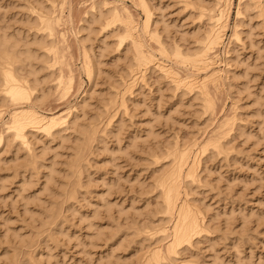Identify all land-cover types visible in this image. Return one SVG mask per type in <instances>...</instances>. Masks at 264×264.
Listing matches in <instances>:
<instances>
[{
  "label": "rangeland",
  "instance_id": "obj_1",
  "mask_svg": "<svg viewBox=\"0 0 264 264\" xmlns=\"http://www.w3.org/2000/svg\"><path fill=\"white\" fill-rule=\"evenodd\" d=\"M144 1L150 8V33L158 34L166 50L180 48L183 54H193L197 50L200 44L197 40H205L210 27L208 14L218 11L216 0ZM139 2L0 0V26L8 34L19 33L17 36L22 43H32L49 32L47 39L53 42L44 51H38L39 55L46 51V61L40 64L33 61L42 87L46 89L44 100L34 106L31 103L34 98L27 104L24 100L11 102L5 99L7 101L0 102V119L8 121L10 112L25 110L30 104L46 116L66 117L69 114L70 120L76 115L77 125H90L95 132L92 131L81 154L80 186L73 197L66 198L59 191L66 185V180H73L68 175L67 163L78 143V126L70 128L69 124H63L51 135L30 129L26 133L27 147L22 140L8 136L3 129L5 126H0V131H4L0 133L9 138L0 144V264H9L7 257L14 250L20 253L17 264H146L153 253L160 250L161 254H166L167 250L169 253L173 241L170 240L171 229L175 223L167 221L166 212L160 210L162 198L159 183L155 181L160 179L159 176L165 178L188 158L182 167V175L189 181V186L181 187L178 204L183 200L186 203L182 202L181 206L189 203L185 206L191 204L194 213L199 210V216L195 215L196 218L203 215L201 219L197 218L202 229L193 233L190 244L185 242L177 247L176 253L171 254L173 257L169 254L173 258L170 263L236 264L238 261L237 264H264L263 16L251 3L253 5L248 9L251 18L248 20V16L242 15L239 18L242 21H236L238 0L231 1L223 44L207 70H216L217 83L208 84L209 91L204 92L209 93L208 97L204 94L206 99L204 95H197L196 89L175 87L173 81L162 77L155 67L156 70L152 67L145 70L143 82L140 72L134 74L138 77L131 78V70L138 66L137 59H133L137 49L150 59L154 58L153 66L158 61L173 65L179 78L186 76L187 69L191 71L190 64H180L181 60L169 56L167 60L161 55L157 41L144 31L146 13ZM94 7L118 12L122 20L130 18L129 23L125 22L128 19L123 22L132 29L125 30V24H120L122 21L112 24L115 27H98L95 23L87 38L84 27L89 24ZM43 18L49 21L50 31L44 30L40 23ZM235 23L239 41L230 40ZM129 36L133 38L130 40ZM136 41L141 43L140 48ZM87 56L92 67L91 79L84 69ZM25 65L27 68L23 66L22 75L26 78L28 65ZM199 72V78L207 73ZM131 79L132 82L135 80L134 84ZM65 85H69L68 91ZM210 97L212 107L208 104ZM84 99L87 105L83 114L79 106ZM6 140L9 143H4ZM219 141L224 148L216 150ZM204 146L207 147L203 150ZM30 152L36 162L32 168L26 163ZM173 156L177 159L175 162ZM169 160L173 161L170 163ZM174 164L177 167H173ZM193 164L196 170L189 167ZM50 168L55 174L51 172L53 181L51 178L46 184L48 190L43 185ZM190 168L195 173L194 181L186 175L191 173ZM51 204L58 208L50 218L49 226L46 210L53 206ZM52 218L55 221L50 222ZM88 220L92 222L88 224ZM166 235L169 236L167 240ZM168 244L170 249H167ZM168 253L164 255L169 257Z\"/></svg>",
  "mask_w": 264,
  "mask_h": 264
},
{
  "label": "bare ground",
  "instance_id": "obj_2",
  "mask_svg": "<svg viewBox=\"0 0 264 264\" xmlns=\"http://www.w3.org/2000/svg\"><path fill=\"white\" fill-rule=\"evenodd\" d=\"M141 2H139V5L141 4V8H143V10H144V12L146 13V19H145V24L143 25L144 26V31L147 33V34H150V37L152 38H154L157 42L156 43H158V45L160 46L159 48V50H160V52H161V55L162 56H164V58L166 57V59H167V56H169V58L171 57V58H175V60L177 59V61H179V60H181V61H179L180 62V64L183 62H186V63H188V64H190L189 65V67L188 68H190L191 69V71L189 70V69H187L186 67V69H187V71H186V69H185V71L187 72H185L186 74H184V75H186L184 78H179V74H178V72H176L175 71V69H173L172 68V66L171 65H169V64H167L166 62H164V61H162V62H160L159 63V61L155 64V66H153L154 65V61L155 60H152V58L153 57H151V59L149 58V56H146L145 54H142V52H141V49L139 50V49H137V51H136V54H137V56H138V58H137V56H135L136 58H133V59H137V67H136V70H134V69H132L131 70V78L132 77H134V78H136L135 76H137V75H134V74H136L137 72H140V74H142L141 75V77H142V82H143V80H144V78H145V72L146 71H148V70H146V69H148V68H150L151 69V67L153 68V69H158L157 71H159V73L162 75V77H168L169 79H171L173 82H172V84H174V85H176L175 87H177V88H183V89H189L190 91H192V90H197V95L199 94V96L200 95H204L205 93V91H207L209 88H207V86H208V84H211L212 82L213 83H215L216 82V70L215 71H213V70H211V71H209V72H207V70H209L210 69V66H211V64H213L214 62H213V60L215 59L214 57H218L217 56V54H216V52L218 51V48L220 47V45L221 44H223V37H224V34H225V30H226V28H227V24H228V18H229V11H230V5H231V1L232 0H216L217 2H215V5H217L218 6V11H217V13H215V11L214 12H212L211 11V13H209L208 14V16L210 17L209 19H210V21H209V23H210V27L208 26V28H209V30H208V33L207 34H205L206 35V38H205V40H197V42H200V44H198L199 46L197 47V50L196 51H194V53L193 54H183V52H182V50H180V48L178 49V48H174V50L173 49H171V48H169L168 50H166V48L164 47V45L161 43V39H160V37L158 36V34L155 32L153 35H152V33H150V26H149V24H150V11H149V9L147 8V4L145 3V1L144 0H140ZM238 4L236 5V21L237 20H241V19H239V18H241V16L243 15H245V16H248V9L253 5V7L255 6V8H256V11H258V12H260V16H263V21H264V0H238V2H237ZM251 3H253V4H251ZM94 5V4H93ZM112 7V6H111ZM215 9L217 8L216 6L214 7ZM94 9H95V7H94ZM98 9V8H97ZM97 9H95V12L94 13H91V16L89 17L90 18V20H89V18H88V20H89V22H87V23H89V24H87V27H84V30L86 29L87 30V38L89 37V33H91L90 31L91 30H93V24H95V23H97L99 26L98 27H102V26H105V27H109L110 25H112V24H117V23H119V22H121L120 24H122V23H124L125 24V22H128L129 23V20H130V18H128V17H126L125 18V20L126 19H128L127 21H125V20H122V18L120 19V17H119V13L117 14V13H115V12H112L111 10H106V11H103L102 10V8H99L98 10ZM114 9V8H113ZM41 11V10H40ZM94 11V10H93ZM51 12V11H50ZM263 14V15H262ZM203 15H205V13L203 14ZM37 18V17H36ZM249 18H251V17H249L248 16V20H249ZM44 19V18H43ZM46 19H48V18H46ZM123 19H124V17H123ZM208 18H207V20H209ZM35 21H36V19H35ZM44 21V22H43ZM85 21V20H84ZM123 21H125V22H123ZM132 21V20H131ZM242 21V20H241ZM45 22H47V20H42V22H40V23H42V26H43V28H44V30H46V31H50V27H51V25H49L50 27L48 28V22L45 24ZM248 22V21H247ZM33 23H34V21H33ZM39 23V22H38ZM128 23H127V25H128ZM50 24V23H49ZM131 24V23H130ZM236 24V23H235ZM32 25H35V24H32ZM86 25V24H85ZM119 25V24H118ZM132 25V24H131ZM209 25V24H208ZM113 26V25H112ZM111 26V27H112ZM120 26V25H119ZM118 26V27H119ZM122 26V25H121ZM124 26V28L126 27V29L125 30H127V28L129 29L130 28V26L129 27H127L126 26V24L125 25H123ZM122 26V27H123ZM133 26V25H132ZM155 26V25H154ZM234 26V28L233 29H235V30H233L232 31V37H230V40L232 41V39L234 40V39H237L238 41L240 40V38H239V35H238V30L235 28V27H237V24H236V26L235 25H233ZM35 27H37V26H35ZM113 27H115V25L113 26ZM117 27V26H116ZM135 27V26H134ZM52 28V27H51ZM207 28V29H208ZM40 29H41V27H40ZM102 29H106V28H102ZM132 28H130L129 30H131ZM206 29V28H205ZM86 30H85V32H86ZM118 30V29H117ZM125 30H123V32L125 31ZM129 30H127L128 32H129ZM133 30H135L134 28H133ZM132 30V31H133ZM152 30V29H151ZM196 30V29H195ZM53 31V30H52ZM79 31V30H78ZM127 31H126V33H127ZM204 31V30H203ZM45 32V31H44ZM158 32V31H157ZM50 33H52V32H50ZM125 33V34H126ZM131 33V32H130ZM240 33V32H239ZM19 33H17V34H8V32L5 30V29H3L1 26H0V93H2V96L0 97V102H2V101H7V100H5V99H10L11 100V102H13V101H21V100H24V103H26L27 101L29 102H31V100L33 101V102H31V103H34L33 105L34 106H36V105H39L38 103H40L42 100H44V98H45V96H46V89L44 90V88L42 87L43 85L41 84V81L39 80V78H38V75H37V73H38V71H37V69L34 67V65H33V61L34 62H39V64L40 63H43L44 62V60L46 59V54H45V52H42V53H40V55H39V53H38V51H44L45 49H46V47H47V45H49V44H53V42H52V40H48L47 39V37L49 36V32L48 33H46V35H44L43 33V35L44 36H41V37H39V39H34V41L32 42V43H29V42H27V43H22V40L20 41V39H18L19 37L17 36ZM108 34V33H107ZM124 34V35H125ZM129 34V33H128ZM127 34V35H128ZM51 35V34H50ZM116 35V34H115ZM126 35V37H128ZM205 35H204V37H205ZM247 35H249L248 33H247ZM86 36H84V37H86ZM131 36V35H130ZM130 36H129V39L131 40L132 38H130ZM251 36V35H250ZM125 37V36H124ZM137 37V36H136ZM203 37V36H202ZM248 37V36H247ZM87 38H85V39H87ZM183 38V37H182ZM128 39V38H127ZM89 40V39H88ZM182 40V39H181ZM103 41V40H102ZM128 41V40H127ZM134 41V40H133ZM132 41V42H133ZM180 41V40H179ZM231 41H229V42H231ZM249 41V40H248ZM131 42V43H132ZM137 42V44H138V41H136ZM163 42V41H162ZM125 43V42H124ZM129 43V42H128ZM133 43H135V42H133ZM132 43V44H133ZM35 45V47H32L31 45ZM227 44H229V43H227ZM227 44H226V46H227ZM231 44V43H230ZM229 44V45H230ZM134 45L135 44H133V47H134ZM138 45H139V47H138ZM137 45V47L138 48H140L141 47V43L139 42V44ZM225 45V44H224ZM103 46V45H102ZM129 46V45H128ZM223 46V45H222ZM53 46H51V48H52ZM110 47V46H109ZM136 47V48H137ZM142 47H143V44H142ZM171 47V46H170ZM230 47V46H229ZM54 48V47H53ZM168 48V47H167ZM231 48V47H230ZM47 49H49V48H47ZM112 49V48H111ZM134 49H135V47H134ZM224 49H226L225 47H224ZM143 50V49H142ZM193 50V49H192ZM52 52H53V50H51ZM55 51H57V50H55ZM127 51V50H126ZM225 51H228V50H225ZM51 52V53H52ZM148 53V52H147ZM151 53V52H150ZM149 53V54H150ZM192 53V52H191ZM224 53H226V54H228L227 52H224ZM53 54V53H52ZM135 55V54H134ZM146 57H145V56ZM148 55V54H147ZM55 56V55H54ZM85 56V55H84ZM151 56V55H150ZM96 57V56H95ZM148 57V58H147ZM98 58V57H97ZM154 59V58H153ZM217 59H219V58H217ZM228 59V58H227ZM85 60H87V61H85L86 62V64H85V70H86V73H87V77L88 78H90L91 79V74H92V67H91V64H90V60H89V57L87 56V58L85 59ZM168 60V59H167ZM46 61V60H45ZM50 61V60H49ZM57 61V60H56ZM48 62V61H47ZM133 62H135L134 60H133ZM223 62H225V61H223ZM25 63L28 65V72H26V73H28V75H27V77L25 78V77H23V73H22V69H23V66L25 67V68H27L26 67V65H25ZM62 63V62H61ZM182 63V64H183ZM136 64V63H135ZM97 65V64H96ZM184 66H185V64H184ZM47 67V66H46ZM141 67H143V69L141 70ZM155 67V68H154ZM135 68V67H134ZM192 68H194L195 70H197V72H195V71H193L192 70ZM213 68V67H212ZM149 69V70H150ZM155 69V70H156ZM59 70V69H58ZM146 70V71H145ZM142 71V72H141ZM153 71V70H152ZM193 71V72H192ZM199 71H201V72H203L204 71V73L205 72H207V73H205L206 75H204V73H203V75H204V77L203 78H199L198 77V72ZM226 71V70H225ZM99 72V71H98ZM136 72V73H135ZM195 72V73H194ZM217 72H218V70H217ZM219 72H221V70H219ZM209 73V74H208ZM139 74V75H140ZM199 74H200V72H199ZM217 74H219V73H217ZM226 74V73H225ZM148 75V74H147ZM164 75V76H163ZM201 75V74H200ZM28 76L29 77H31L30 79H28ZM69 76V75H68ZM138 77V76H137ZM140 77V76H139ZM140 77V78H141ZM219 77V76H218ZM70 78L72 79V77L70 76ZM70 78H68L69 80H70V82L72 81ZM130 78V77H129ZM220 78V77H219ZM222 78V77H221ZM231 78V77H230ZM45 79V78H44ZM125 80V79H124ZM146 80V79H145ZM171 80H169L170 82H171ZM40 81V82H39ZM135 80H133V82H134ZM215 81V82H214ZM60 82V81H59ZM62 82V81H61ZM124 82V81H123ZM131 82H132V79H131ZM130 82V83H131ZM132 82V83H133ZM125 83V82H124ZM123 83V84H124ZM129 83V84H130ZM131 83V84H132ZM217 83V82H216ZM68 84V82L66 83V85ZM134 84V83H133ZM169 84V83H168ZM58 85H59V83H58ZM65 85V90H66V87H68V88H70L69 87V85L68 86H66ZM71 85V84H70ZM214 85V84H213ZM60 86V85H59ZM126 86H129L128 85V83H127V85ZM147 86V85H146ZM95 87V86H94ZM131 87V86H130ZM129 87V88H130ZM63 88V89H64ZM67 88V89H68ZM70 90V89H69ZM66 91H68V90H66ZM66 91H65V93H66ZM93 91V90H92ZM187 91V90H186ZM209 91V90H208ZM35 92H37V94H34ZM85 93V92H84ZM91 93V92H90ZM94 93V92H93ZM63 94V93H62ZM207 94H209V93H207L206 92V94L205 95H207ZM48 95V94H47ZM92 95V94H91ZM90 95V96H91ZM203 96V97H205L206 99H207V97H208V95H207V97L206 96ZM33 96V97H32ZM203 97H202V99H203ZM111 98V97H110ZM200 99V98H199ZM209 99V101L208 100H205V101H208V104H209V102H212V101H210V99H211V97L210 98H208ZM9 100V101H10ZM212 100V99H211ZM80 101H83V100H80ZM80 101L78 102V103H80ZM86 100L84 99V101H83V103H80L79 105V107L81 108L80 110L82 111V113L84 112V107H85V105H87L86 103L87 102H85ZM105 101V100H104ZM202 101V100H201ZM203 101H204V99H203ZM202 101V102H203ZM214 101V100H213ZM29 102V103H30ZM159 102V101H158ZM16 103V102H15ZM204 103V102H203ZM16 104H18V103H16ZM27 104V103H26ZM105 104V103H104ZM207 103H205V105H206ZM212 104L213 103H210L209 104V106L211 105V107H212ZM0 105H1V103H0ZM15 105V104H14ZM33 105L31 106L30 104H29V107L31 106V108H29V107H26L25 108V110H24V108H23V110H16V111H13V112H10L9 114H10V117H9V120L7 121V119H6V121H4V120H1V119H3V118H1L0 120H1V127H3V126H5L6 128H3L4 130L6 129V131H7V133H8V136H9V134H10V137L11 136H13V137H15V138H17V140H22L24 143H25V145H26V147H27V144H28V146H29V143H27L28 141H27V137H26V133L30 130V129H36V130H39V131H42L41 133H47V134H49V135H51L52 134V132L53 131H56V129H58L61 125H67V124H69V127L71 126V127H73V126H76L77 125V121H78V117L76 116V115H73L74 117H72L70 120L68 119V115H66V113H63V114H65L66 115V117L64 116V115H52V116H46V115H43V113L42 114H40L39 112H37L36 110H34V107H33ZM10 106H12V105H10ZM9 106V107H10ZM28 106V105H27ZM77 107H78V105H77ZM159 107V106H158ZM205 107V106H204ZM208 106H206L205 108H207ZM15 108V107H14ZM20 108V107H19ZM39 108H40V106H39ZM38 108V109H39ZM76 108V107H75ZM102 108V107H101ZM18 109V108H17ZM22 109V108H21ZM35 109H36V107H35ZM41 109V108H40ZM207 109H209V108H207ZM2 111V110H1ZM72 111H74L73 109H72ZM72 111L70 110L69 111V113L71 112L72 113ZM76 111V110H75ZM78 111V110H77ZM3 112V111H2ZM102 112V111H101ZM73 114V113H72ZM77 114V113H76ZM79 114H80V112H79ZM84 114V113H83ZM86 114V113H85ZM103 114V113H102ZM82 115V114H81ZM64 116V117H63ZM70 116V115H69ZM0 117H1V113H0ZM94 118V117H93ZM94 120V119H93ZM98 120V119H97ZM80 124V123H79ZM63 125V126H64ZM63 126H61V127H63ZM78 126V127H77ZM76 127V134H78V136L76 135V137H77V140L78 141H76V142H78V143H76V145H75V147H73L74 148V150H73V156H72V158L71 159H69L70 161L67 163V167H68V172L70 173V174H68V175H70V177H72V181L70 180V179H68V180H66L67 182H66V185L64 186V187H60L61 188V191H59V192H61V194H62V196H67L68 198L69 197H73V193L77 190V187L78 186H80V184H79V180H80V167H81V163H82V161L83 160H81V154H82V151H84L83 149H84V147H85V145H86V143H89V142H87V140L89 141L90 140V138H91V136L95 133L92 129H91V126L89 127L88 125H83V126H80V125H77ZM70 127V128H71ZM2 129V130H3ZM73 129V128H72ZM1 130V131H2ZM59 130V129H58ZM0 131V132H1ZM32 131H34V130H32ZM38 131V132H39ZM92 131H93V134H92ZM2 132H4V131H2ZM148 132H151V130H149ZM31 133V132H30ZM51 133V134H50ZM56 133V132H55ZM34 134H35V132H34ZM33 134V135H34ZM31 135V134H30ZM59 135V134H58ZM5 134L3 135L2 133H0V144L3 142V140H5V139H7L8 137H6L5 138ZM34 137V136H33ZM67 137V136H66ZM65 138V137H64ZM9 139V138H8ZM12 140H13V138H12ZM66 139H64L63 141H65ZM92 140V139H91ZM11 141V140H10ZM16 141V140H15ZM39 141V140H38ZM184 141V140H183ZM7 142V140L6 141H4V143H6ZM91 142V141H90ZM220 142V144H218ZM217 144H216V146H215V144H214V146L216 147V150H217V148L218 149H220V148H222L223 146L222 145H224V144H222L221 145V141H219ZM7 143H9V141L7 142ZM39 143V142H38ZM216 143V142H215ZM223 143V142H222ZM228 143V142H227ZM75 144V143H74ZM167 144V143H166ZM211 144H213V143H211ZM16 145V144H15ZM204 145V144H203ZM218 145V146H217ZM227 145V144H226ZM5 146V145H4ZM212 146V145H211ZM59 147V146H58ZM168 148H169V145L167 146ZM207 147V146H206ZM206 147L204 146L203 147V150H204V148L206 149ZM220 147V148H219ZM224 148V147H223ZM28 149H29V147H28ZM30 149H31V147H30ZM44 149V148H43ZM57 149V148H56ZM170 149V148H169ZM176 149H177V146H176ZM209 149V148H208ZM215 149V148H214ZM4 150V149H3ZM168 150V149H167ZM160 151V150H159ZM170 151V150H169ZM201 151H202V148H201ZM220 151H222V149L220 150ZM198 152V151H197ZM151 153V152H150ZM161 153V152H160ZM175 153H176V151H175ZM178 153V152H177ZM189 153V152H188ZM34 154V153H33ZM162 154V153H161ZM179 154V153H178ZM178 154L176 155V157L178 156ZM182 154V153H181ZM185 153H183V155H184ZM187 154V153H186ZM42 155V154H41ZM56 155V154H55ZM183 155H182V157H183ZM212 155V154H211ZM15 156V155H14ZM31 156V157H30ZM30 156H29V160L27 159L26 161V163H27V165H29V167L30 168H32V167H34L33 165H35L34 163H36L35 162V158H34V156L33 155H31V152H30ZM161 156V155H160ZM175 156V155H174ZM174 156H173V158H174ZM180 156V155H179ZM185 157V156H184ZM187 157V156H186ZM82 159H83V156H82ZM175 159L176 158H174L173 160H174V162H175ZM180 159H181V161H182V158L180 157ZM179 159V160H180ZM189 159V158H188ZM188 159L187 160H185L184 161V163H186L187 161H188ZM85 160V159H84ZM173 160H171V161H173ZM177 160V159H176ZM195 160V159H194ZM198 160V159H197ZM16 161V160H15ZM170 161V160H169ZM171 161H170V163H171ZM181 161H180V163H181ZM13 162V161H12ZM39 162V161H38ZM53 162V161H52ZM177 162V161H176ZM184 163H181V164H183V165H180V166H178V168L176 169L175 168V170L173 169V170H171V173H169V175H167L165 178H163V176H159V178L161 179H158V176L156 177L158 180H156L155 181V183H159L158 184V187L160 188V191H159V194H160V198H162L161 200H162V203L159 205V207H160V210L162 209L163 210V212H166L165 214L168 216V220L167 221H169V222H171V221H173L175 224H173V222H172V224H173V229H171V230H173L172 231V233L173 234H171V237L172 238H170V240L172 239L173 241H172V248H171V250H170V252L168 253V250H167V253H168V255L167 256H169V257H166L165 255L167 254H161L162 252H161V250L160 251H158V253H153V255L146 261L147 263L146 264H171L172 262V255L171 254H173L172 252H174V253H176V248L177 247H180L183 243H185V242H187L188 244H190L189 242L191 241V236L192 235H194L193 233L195 232V231H197L198 229L200 230V228L202 229V226H200L199 225V223L200 222H198V219L197 218H199V219H201L202 217H203V215H202V213L200 212V214L202 215V217L200 218V217H198L199 216V210H197L198 212H193L192 211V209H191V204H190V206H185V205H188L189 203H187V204H185L184 206L182 205L181 206V204H182V202H185V201H181V204L179 205L178 204V201L180 200V190H182L181 189V187L182 188H184L186 185L187 186H189V184H187L189 181H185V175L183 176L182 175V172H183V169L184 168H182V167H184L185 166V164ZM3 164V163H2ZM83 164V163H82ZM187 164V163H186ZM192 164V163H191ZM26 165V166H27ZM167 165H168V163H167ZM176 164H174L173 165V167L175 166ZM194 167L193 169H195V166H194V164L193 165H189V167ZM54 167V166H53ZM175 167H177V166H175ZM82 168V167H81ZM187 168V167H186ZM25 169H26V167H25ZM53 169V168H52ZM51 168H50V170H49V172H48V174H47V176H46V183H45V185H43V186H45V189L46 188H48V185H46V184H49L48 183V181H51L50 179L53 177L52 176V174L54 173L53 171H51L52 170ZM36 170V169H35ZM186 170V169H185ZM184 170V171H185ZM196 170V169H195ZM173 171V172H172ZM189 171H191V168H190V170ZM51 172H52V174H51ZM193 172V173H192ZM196 172V171H195ZM201 172V171H200ZM160 173V172H159ZM29 174V173H28ZM55 174V173H54ZM58 174V173H57ZM165 174H167V173H165ZM184 174H186V171H185V173ZM195 173H194V171L192 170L191 171V173L190 172H187V174L186 175H188V176H190L189 177V179H192L193 178V180H190V181H194V177H195V175H194ZM158 175V174H157ZM161 175V174H160ZM163 175V174H162ZM184 177V179H183V177ZM201 176V175H200ZM69 177V176H68ZM23 178V177H22ZM155 178V179H156ZM188 178V177H187ZM24 179V178H23ZM188 179V180H189ZM3 180V179H2ZM29 180V179H28ZM27 180V181H28ZM159 180H160V182H159ZM52 181H53V178H52ZM6 182H7V180H6ZM65 182V181H64ZM32 183V182H31ZM178 183V184H177ZM24 184V183H23ZM22 184V185H23ZM28 184V183H27ZM30 186H32L31 184H30ZM30 186H28V187H30ZM47 186V187H46ZM50 186V185H49ZM155 186V185H154ZM186 186V187H187ZM191 186V185H190ZM1 187V186H0ZM4 187V186H3ZM156 187H157V185H156ZM157 187V188H158ZM21 189H24V186H22L21 187ZM58 189H59V187H58ZM80 189V188H79ZM25 190V189H24ZM48 190H49V188H48ZM184 191H185V189H183ZM15 191V190H14ZM23 191V190H22ZM21 192V191H20ZM150 192V191H149ZM38 193V192H37ZM50 193V192H49ZM76 193V192H75ZM48 194V193H47ZM158 194V195H159ZM182 194V193H181ZM39 195H40V193H39ZM106 195V194H105ZM180 195V196H179ZM18 196V195H17ZM36 196V195H35ZM104 196V195H103ZM24 197V196H23ZM64 197V198H65ZM66 197V198H67ZM76 197V196H75ZM34 198V197H33ZM57 198H59V197H57ZM61 198V197H60ZM63 198V200H65ZM106 199V198H105ZM185 199V198H184ZM31 200V199H30ZM55 200V199H54ZM75 200V199H74ZM101 200V199H100ZM61 202V201H60ZM60 202H59V204H60ZM63 202V201H62ZM65 202V201H64ZM63 202V203H64ZM194 202V201H193ZM26 203H27V201H26ZM57 203H58V201H57ZM107 203V202H106ZM186 203V202H185ZM28 204V203H27ZM194 204V203H193ZM26 205V204H25ZM53 204H51V206H52ZM66 205V204H65ZM27 206V205H26ZM58 206H60V205H58ZM95 206V205H94ZM104 206H107V205H104ZM57 207V206H56ZM100 207V206H99ZM203 207V206H202ZM26 208V207H25ZM58 208V207H57ZM57 208H55L54 207V205L51 207V208H49L48 210H46V215H47V217H48V221H46V222H48V224H50L49 226H51V223H49V220H50V218L51 217H53V215H55L56 213L55 212H57ZM60 208V207H59ZM106 208V207H105ZM110 208V207H109ZM107 209L108 208H106V210H105V212L107 211ZM26 211H27V209H25ZM59 210V209H58ZM98 210V209H97ZM29 211V210H28ZM94 211H96V210H94ZM93 211V212H94ZM104 212V211H103ZM108 212V211H107ZM110 212V211H109ZM205 212H207V211H205ZM97 213V212H96ZM96 213H94V215H95V217L93 218V219H95L96 217H97V215H96ZM112 213V212H111ZM150 213V212H149ZM197 213V214H196ZM58 214V213H57ZM98 214V213H97ZM198 215L197 216V218H196V215ZM94 215H92V216H94ZM57 216H59V215H57ZM91 216V217H92ZM56 217V216H55ZM54 217V218H55ZM52 218L51 220L52 221H50V222H53V220L55 221V219H57V218ZM86 219V218H85ZM84 219V220H85ZM91 219V218H90ZM93 219H92V221H93ZM100 218H98V220H99ZM167 218H165V220H166ZM96 220V219H95ZM204 220V219H203ZM58 221V220H57ZM92 221H90V220H88V224H90ZM161 221V220H160ZM200 221V220H199ZM151 222V221H150ZM201 222H202V220H201ZM207 223H208V221H207ZM53 224V223H52ZM45 225H47L46 223H45ZM54 225V224H53ZM60 225V224H59ZM91 225H94V224H91ZM149 225V224H148ZM166 225V224H165ZM201 225H203V224H201ZM205 225V224H204ZM87 226V225H86ZM88 226H90V225H88ZM92 227V226H91ZM90 227V228H91ZM96 227V226H95ZM102 227V226H101ZM108 228V227H107ZM47 229V228H46ZM142 230V229H141ZM94 231V230H93ZM101 231V230H100ZM166 231H164V233H165ZM168 232V231H167ZM198 232V231H197ZM197 232H195L196 234H197ZM200 232V231H199ZM99 233V231H96V235H99L98 234ZM102 234H103V231H102V233L100 232V235L102 236ZM56 235V234H55ZM95 235V234H94ZM93 235V236H94ZM94 236V237H99V236ZM169 235V234H168ZM168 235H166V236H168ZM49 236V235H48ZM65 236V235H64ZM193 237V236H192ZM49 238V237H48ZM93 238V237H92ZM104 238H105V236H104ZM169 238V236L168 237H166V240ZM194 238V237H193ZM95 239V238H94ZM121 239V238H120ZM122 239H123V237H122ZM91 240H93V239H91ZM96 240H97V238H96ZM165 241V240H164ZM90 242V241H89ZM119 242H120V240H119ZM162 242V241H161ZM170 244H168V247L170 246L171 247V245ZM187 244V245H188ZM118 245H120V244H118ZM120 247H122V246H120ZM170 247L169 248H167V249H170ZM119 249V248H118ZM182 249V248H181ZM237 249V248H236ZM115 250H116V247H115ZM163 251V250H162ZM185 251V250H184ZM112 252V251H111ZM110 252V253H111ZM159 252H161V253H159ZM29 253V252H28ZM27 253V254H28ZM20 254V253H19ZM18 253H17V251L16 250H14L13 251V253L12 254H9L8 255V257H7V261L9 262V264H15L16 262H17V255H19ZM172 256H170V255ZM237 254V253H236ZM30 255V254H29ZM174 255V254H173ZM105 257H106V255H105ZM112 258V257H111ZM106 259V258H105ZM175 259V258H174ZM239 259V258H238ZM30 260V259H29ZM121 260V259H120ZM31 261V260H30ZM189 261V260H188ZM19 262V261H18ZM100 262V261H99ZM118 261H116V263H117ZM171 262V263H170ZM243 262V261H242ZM28 263V262H27ZM193 263V262H192ZM221 263V262H220ZM237 263H238V261H237ZM236 263V264H237ZM17 264V263H16ZM122 264H123V262H122ZM125 264V263H124ZM144 264V263H143ZM193 264H195V263H193ZM234 264V263H233Z\"/></svg>",
  "mask_w": 264,
  "mask_h": 264
}]
</instances>
